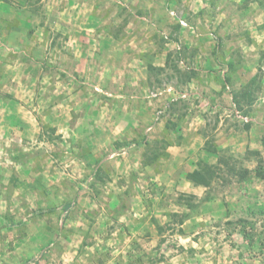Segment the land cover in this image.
<instances>
[{
  "label": "rangeland",
  "instance_id": "rangeland-1",
  "mask_svg": "<svg viewBox=\"0 0 264 264\" xmlns=\"http://www.w3.org/2000/svg\"><path fill=\"white\" fill-rule=\"evenodd\" d=\"M0 264H264V0H0Z\"/></svg>",
  "mask_w": 264,
  "mask_h": 264
},
{
  "label": "trees",
  "instance_id": "trees-1",
  "mask_svg": "<svg viewBox=\"0 0 264 264\" xmlns=\"http://www.w3.org/2000/svg\"><path fill=\"white\" fill-rule=\"evenodd\" d=\"M177 30H179V26L177 27ZM170 60H171V56L169 55L168 60H167V65L170 66ZM236 63L234 60H232L231 62L228 63V67L230 68V70L232 71H236ZM172 68L174 69V72L176 73L177 76L180 77V82L183 85L189 84L192 81H194L197 77H198V72L196 69L191 68L188 71H181L177 65L172 66ZM148 70L149 72H153L154 70H156L152 65L148 66ZM159 70V69H158ZM225 81V87L228 86V83L231 82L230 80V76L226 77ZM257 86L259 87V84L257 83ZM247 95L250 96V94H252L250 91H248L246 93ZM241 94H235V103L237 105L240 104L239 102V98ZM242 110V109H241ZM206 154L211 155L213 157H217V162L219 163V166H215L212 165L209 161V159H202L199 161L198 163V167L196 169H194L193 171L190 172H186L185 173V178L188 182H190L193 186H199V187H204V188H211L213 181L216 177L219 176V171H221L220 165H224V167L226 168L227 171L231 172L234 175H238L240 176V180L246 181L248 179V176L250 175V171H248V169L245 168H239L236 169L233 166L230 167V162H229V158L226 156H219V150L218 147L216 145H214L213 142H206L205 148H204ZM161 156V154L156 155L155 159H158ZM168 156V155H167ZM152 158H149V161L147 160L145 162V164L149 165L152 162ZM14 161L18 162V163H23L20 161V157H14ZM257 172V176H261L260 174L262 173L261 169H256L255 173ZM194 197L189 195V196H184L181 197V201H185V203L188 206V209L190 211H195L196 208H198L200 206V203L204 202V201H210L212 199V197H210L209 195L205 198L202 199V202L198 203V204H194L192 199ZM188 199V200H186ZM189 214H185L181 217V221L183 222L184 219L188 218Z\"/></svg>",
  "mask_w": 264,
  "mask_h": 264
},
{
  "label": "built area",
  "instance_id": "built-area-1",
  "mask_svg": "<svg viewBox=\"0 0 264 264\" xmlns=\"http://www.w3.org/2000/svg\"><path fill=\"white\" fill-rule=\"evenodd\" d=\"M182 24H184V23H182ZM180 97L185 98V97H187V94L186 93L182 94Z\"/></svg>",
  "mask_w": 264,
  "mask_h": 264
}]
</instances>
